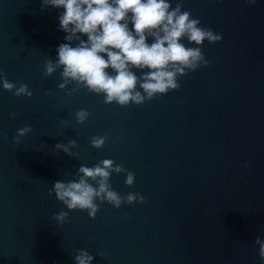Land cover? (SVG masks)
Masks as SVG:
<instances>
[{
    "label": "water",
    "instance_id": "1",
    "mask_svg": "<svg viewBox=\"0 0 264 264\" xmlns=\"http://www.w3.org/2000/svg\"><path fill=\"white\" fill-rule=\"evenodd\" d=\"M41 8L0 0V72L32 92L14 96L0 81V264H75L77 249L92 264H264L255 243L264 240V0H182L222 37L203 43L210 63L180 77L178 90L128 106L84 87L69 95L74 83L58 87L62 68L45 78L67 41L63 10ZM82 108L90 115L77 123ZM26 124L33 131L14 142ZM94 136L107 137L99 149ZM70 140L75 156L55 148ZM102 159L136 174L132 186L125 173L110 183L143 203L97 199L91 218L49 195L55 181ZM61 210L63 223L53 218Z\"/></svg>",
    "mask_w": 264,
    "mask_h": 264
},
{
    "label": "clouds",
    "instance_id": "2",
    "mask_svg": "<svg viewBox=\"0 0 264 264\" xmlns=\"http://www.w3.org/2000/svg\"><path fill=\"white\" fill-rule=\"evenodd\" d=\"M247 2L254 4L256 0ZM48 6L63 10L59 15V29L66 33L67 42L58 45L55 60L45 62L43 75L47 78L62 68L60 89L74 83L69 95L84 87L89 92L103 94L106 104L141 105L158 94L178 90L180 77L210 63L202 51L204 41L215 43L222 39L211 28L201 26L190 10L182 11V0L175 7L171 0H42L41 11ZM185 40L188 45L196 46H187ZM0 81L14 96H32L27 84L20 83L17 87L3 72H0ZM89 115L87 109L78 110L77 123L85 122ZM10 116L14 117L15 113ZM32 131V126L27 124L19 128L14 142L19 143L20 137ZM106 140V136H94L91 145L99 149ZM76 143V140H70L67 145L57 143L55 148L75 156L71 148ZM112 173H125L128 186L135 182L134 172L112 159H102L92 167L80 165L76 171L78 179L55 181L49 195L54 192L69 210H87L91 218L99 210L97 199L116 208L144 202L145 197L140 193L122 196L114 190L110 183ZM68 215L61 210L53 213V218L63 223ZM255 243L264 262V240L257 236ZM93 259L86 249L76 250L75 264H92Z\"/></svg>",
    "mask_w": 264,
    "mask_h": 264
}]
</instances>
